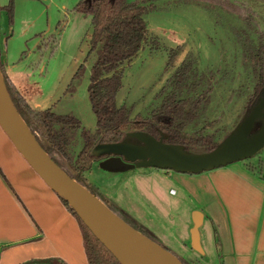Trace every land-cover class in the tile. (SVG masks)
<instances>
[{
	"label": "rangeland",
	"instance_id": "374dc122",
	"mask_svg": "<svg viewBox=\"0 0 264 264\" xmlns=\"http://www.w3.org/2000/svg\"><path fill=\"white\" fill-rule=\"evenodd\" d=\"M78 1L13 0L10 20L5 6L9 0H0V6L3 7L0 10V48H7L8 59H16L22 55L23 60L38 66L39 70L41 68L35 74L43 92L58 98L52 109L58 113L73 114L81 124L79 129L93 132L96 117L87 92L94 60L93 54H89L88 45L91 20L89 15L74 9ZM150 1L155 4V8L145 17L150 32L159 37L160 46L152 50L146 43L130 64L126 65L122 86L116 96L117 103L132 104V117L138 113L145 114L157 101L154 96L167 77L185 54L191 52L196 57L198 70L207 75L211 72L214 80L209 103L197 122L189 126L188 130L204 126V133H211L215 140H221L247 110L253 74L245 48L259 41L264 43V0H231L243 10L244 16L218 6L208 7L199 3V0ZM245 16H249V19H245ZM165 47L179 48L174 62L167 68ZM78 69V74L73 78ZM69 84L71 89L63 93V89ZM130 139L140 145L138 153L100 155L85 172L93 188L108 201L114 200L105 191L110 190L111 194H116L122 182L130 192H134V185L138 183L134 176L123 179L127 175L123 172L128 164L127 159L142 163L147 159L144 149L149 145L148 137L132 135ZM58 158L68 171H73L62 157L58 155ZM259 158L264 160V146L254 155L234 162L244 165V162L256 163ZM139 166L145 170H154L157 176H163L162 180H154L157 184L159 181L161 197L169 196L165 190L170 186L179 188L174 175L180 172L168 169V173L164 174L166 169L163 168L145 163ZM134 168L136 170L138 167ZM262 174L264 177V162ZM139 182L143 187L146 185L145 181ZM133 195L156 221L150 231L160 244L190 264H221L217 246L213 242V226L207 213H204V221L198 227L203 251L191 246L193 210H203L192 196H189L190 199L185 204L183 201L173 203L171 200L172 205L171 201L168 202L172 206L171 213L174 214L173 221L168 222L163 215L153 210L152 204L144 201L138 194ZM57 262L67 264L60 259Z\"/></svg>",
	"mask_w": 264,
	"mask_h": 264
},
{
	"label": "trees",
	"instance_id": "16d2710c",
	"mask_svg": "<svg viewBox=\"0 0 264 264\" xmlns=\"http://www.w3.org/2000/svg\"><path fill=\"white\" fill-rule=\"evenodd\" d=\"M198 2L208 7L218 6L229 12L241 13L244 16L243 10L231 0H199ZM5 6L11 20L13 0H9ZM1 8L3 7L0 6V10ZM154 8L155 4L150 0H79L74 5L76 11L89 15L91 20L88 45L89 54H93L94 60L90 69L87 92L96 117L93 132L79 129L81 124L71 113H58L52 107L44 109L33 107L4 73L2 63H0V71L15 108L36 141L52 159L125 221L158 241L150 229L120 205L101 196L85 176L92 161L99 157L92 152L96 144L120 141L131 131L146 132L157 138L162 135L163 141L181 144L187 150L194 152L208 151L223 139L215 140L213 134L204 133V126L192 131L188 130L189 126L197 122L209 103L214 80L211 72L207 75L204 71L198 70L196 57L191 52L185 54L167 77L154 96L157 101L145 114L138 113L132 117V104L117 103L116 96L122 86L126 65L130 64L146 43L152 50L160 46L159 37L150 32L145 17ZM245 19H249V16H245ZM177 47H165L166 68L174 62L179 53ZM245 51L251 62L253 74V87L246 103L248 108L264 87V43L259 41L255 45L249 44ZM78 72L79 69L73 78ZM70 84L65 91L71 89ZM58 155L69 164L73 169L72 172L63 166ZM0 174L5 179L1 169ZM58 196L80 223L88 263L121 264L89 230L68 202L62 196ZM51 261L60 264L55 258L29 260L22 264L45 262L53 264Z\"/></svg>",
	"mask_w": 264,
	"mask_h": 264
},
{
	"label": "crops",
	"instance_id": "0c3cea01",
	"mask_svg": "<svg viewBox=\"0 0 264 264\" xmlns=\"http://www.w3.org/2000/svg\"><path fill=\"white\" fill-rule=\"evenodd\" d=\"M0 51L4 73L29 104L39 109L53 108L58 98L43 92L35 74L39 67L23 60L22 55L8 59L6 47ZM263 162L260 158L256 163L244 162V165L233 161L200 172L176 173L174 178L180 186L165 190L167 198L160 195L159 181L154 182L163 176H157L152 169L126 164L123 172L127 175L123 179L134 176L139 183L134 185V192L122 182L116 194L110 190L105 194L108 192L115 203L148 229H153L156 221L133 194L152 204L153 210L168 222L174 218L168 202L185 204L192 196L203 209H199L201 223L204 213L212 223L213 242L221 264H264ZM0 169L5 177L0 174V264L46 258L67 264H89L77 217L30 166L1 127ZM139 181H145L146 185L141 186Z\"/></svg>",
	"mask_w": 264,
	"mask_h": 264
},
{
	"label": "water",
	"instance_id": "95a60500",
	"mask_svg": "<svg viewBox=\"0 0 264 264\" xmlns=\"http://www.w3.org/2000/svg\"><path fill=\"white\" fill-rule=\"evenodd\" d=\"M0 127L30 166L68 202L89 230L121 264H137L129 256L131 250L140 251L159 264H185L175 253L116 214L52 159L36 141L15 108L1 71ZM132 135L148 137L149 145L144 149L147 159L143 163L157 168L193 173L244 159L264 146V87L236 126L208 151H189L181 144L163 141L162 135L157 138L146 132L131 131L120 141L96 144L92 152L97 156L138 153L140 145L131 141ZM109 161L112 162L110 159ZM127 161L131 166L143 164L139 161ZM201 218V211L194 210L190 231L191 246L199 251H202L198 231Z\"/></svg>",
	"mask_w": 264,
	"mask_h": 264
},
{
	"label": "bare ground",
	"instance_id": "6f19581e",
	"mask_svg": "<svg viewBox=\"0 0 264 264\" xmlns=\"http://www.w3.org/2000/svg\"><path fill=\"white\" fill-rule=\"evenodd\" d=\"M129 256L137 263V264H159L153 261L151 258L144 255L142 252L137 250H131L129 252Z\"/></svg>",
	"mask_w": 264,
	"mask_h": 264
},
{
	"label": "built area",
	"instance_id": "2783aa9c",
	"mask_svg": "<svg viewBox=\"0 0 264 264\" xmlns=\"http://www.w3.org/2000/svg\"><path fill=\"white\" fill-rule=\"evenodd\" d=\"M171 191H174V189H171Z\"/></svg>",
	"mask_w": 264,
	"mask_h": 264
}]
</instances>
